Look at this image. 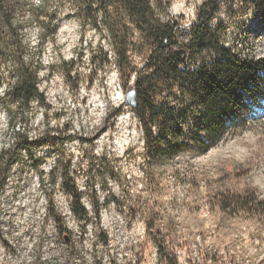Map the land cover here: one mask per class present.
I'll return each instance as SVG.
<instances>
[{
	"label": "rangeland",
	"instance_id": "1",
	"mask_svg": "<svg viewBox=\"0 0 264 264\" xmlns=\"http://www.w3.org/2000/svg\"><path fill=\"white\" fill-rule=\"evenodd\" d=\"M43 1L48 14H58L54 39L42 43L41 28L31 23L21 36L23 59L40 67L38 88L49 106L33 103L15 122L28 135L30 154L18 152L3 99L16 63L0 59V264H164L160 250L175 264H264V222L222 213L218 204L224 193L264 200V102L207 152L182 147L157 165L135 110L124 102L149 45L131 36V68L123 78L103 24L83 23L72 0L31 3ZM148 1L161 22L179 24L174 36L182 42L208 0ZM218 8L212 25L222 29L221 46L241 58L264 57V15L247 0ZM101 51L109 64L99 69ZM58 147L71 161L69 177L82 193L87 224L71 213L60 178L50 184ZM91 157L95 170L108 173L88 184Z\"/></svg>",
	"mask_w": 264,
	"mask_h": 264
},
{
	"label": "trees",
	"instance_id": "2",
	"mask_svg": "<svg viewBox=\"0 0 264 264\" xmlns=\"http://www.w3.org/2000/svg\"><path fill=\"white\" fill-rule=\"evenodd\" d=\"M247 1L264 15V0ZM31 2L0 0V59L7 56L16 63L14 82L3 91L12 129H16L15 122L21 120L22 110L28 113L33 103L49 109L38 88L40 67L24 61L26 45L21 36L24 24L31 23L41 28L42 43L46 39L52 41L60 21L58 14L47 13L44 1L38 7ZM219 2L232 5L235 0L203 3L189 39L179 42L174 36L179 24L161 22L148 0H72L75 12L79 16L84 14L83 23L89 22L96 29L101 23L106 28L114 66L123 78L131 68L130 54L134 44L131 36L149 45L144 71L135 74L133 87L137 104L133 109L146 137L148 158L157 165L182 151V147L188 152H207L237 127L245 126L251 110L264 102V57L241 58L221 46L218 35L222 29L212 25ZM118 16L122 18L118 20ZM101 54L99 69L109 64L107 54L103 51ZM92 60L95 64V59ZM1 86L0 79V89ZM14 135L18 152L29 153L30 143L24 129L20 131L17 127ZM57 150L60 155L49 172L50 184L54 185L56 178H60L58 184L70 198L71 213L87 224L89 216L81 204L82 193L69 177L71 161L63 149L58 147ZM3 154L5 152L0 153L1 160ZM94 160L96 158L91 157L85 171L88 184L108 173L95 170ZM40 175L43 176L41 171ZM218 200L222 213H245L264 222V200L254 193H224ZM49 213L59 221L54 208L49 207ZM160 254L164 264H175L173 258L164 257V250H160Z\"/></svg>",
	"mask_w": 264,
	"mask_h": 264
},
{
	"label": "water",
	"instance_id": "3",
	"mask_svg": "<svg viewBox=\"0 0 264 264\" xmlns=\"http://www.w3.org/2000/svg\"><path fill=\"white\" fill-rule=\"evenodd\" d=\"M124 102L131 107H134L137 104L136 92L131 85L126 90Z\"/></svg>",
	"mask_w": 264,
	"mask_h": 264
},
{
	"label": "bare ground",
	"instance_id": "4",
	"mask_svg": "<svg viewBox=\"0 0 264 264\" xmlns=\"http://www.w3.org/2000/svg\"><path fill=\"white\" fill-rule=\"evenodd\" d=\"M119 100H122V96L118 97Z\"/></svg>",
	"mask_w": 264,
	"mask_h": 264
}]
</instances>
